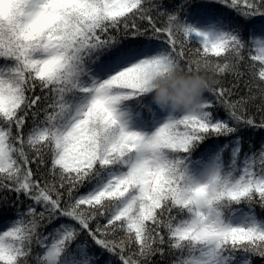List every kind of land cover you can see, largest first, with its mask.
<instances>
[{
	"label": "snow or ice",
	"instance_id": "1",
	"mask_svg": "<svg viewBox=\"0 0 264 264\" xmlns=\"http://www.w3.org/2000/svg\"><path fill=\"white\" fill-rule=\"evenodd\" d=\"M211 2L264 19V0ZM186 6L0 0V191L31 201L0 229V264L264 261V144L239 135L264 129V27ZM177 74L208 85L193 110L153 99Z\"/></svg>",
	"mask_w": 264,
	"mask_h": 264
},
{
	"label": "trees",
	"instance_id": "2",
	"mask_svg": "<svg viewBox=\"0 0 264 264\" xmlns=\"http://www.w3.org/2000/svg\"><path fill=\"white\" fill-rule=\"evenodd\" d=\"M180 0H164L165 6L169 9L173 8L177 3H179ZM198 10H205L212 13L217 14L218 16L222 17L225 22H232V23H238L241 25L244 31V35L247 36L250 29L255 28L257 31L261 29V27H264V19L260 17H256L251 19L250 21H245L243 18L239 17L235 11L224 7L221 4H217L214 2H211V0H187V6L185 8V11L187 12H195ZM247 52H245V56L247 57ZM210 78L213 79H219L221 84L225 87H230L232 83H234V78L231 75H225L223 77H211V74H209ZM246 76L244 79H247ZM255 91V89H253ZM239 93H244V87L243 83H241ZM206 98H210L209 93H205ZM235 98V97H234ZM261 102L259 99H257L254 104L249 105V111L251 114L255 115L257 121H259L262 117H264V113L257 111V105H259ZM219 115L223 117L225 115L223 109H217ZM145 115H147V112L145 111ZM28 127H31V121H29ZM27 131V128L25 129ZM239 135L242 137L243 140V151L244 152H250V151H258L260 149L261 144H264V129L256 130V129H249L245 128L242 129L239 132ZM225 140L221 138L220 141H209L208 143L215 144V143H224ZM251 146V148H250ZM225 157L227 158V153L225 154ZM47 160L48 158L45 157ZM35 167V166H34ZM41 172L47 175V168L42 167ZM86 189L81 188L80 192H84ZM16 202V206L12 207V204ZM31 203V201L27 200L23 196L19 198V202H17V197L14 192H4L0 191V227L4 226L5 224L10 223V221L14 218V214L16 213L17 209L20 212H24L27 210L28 204ZM255 212L260 219H264V209H261L258 205L255 207ZM63 221H57L53 225L48 226L47 228L42 229V231L47 234L48 232H51L53 227H55L58 223H61ZM81 241L87 243L89 245L90 251L99 252V249L92 246V242L86 237L82 236ZM116 239H120V235L118 234ZM73 248L75 249V245H73ZM131 250H135L134 247ZM179 255V253L176 252H167L163 257L160 254H156L151 258V264H173L176 257ZM108 254H105L103 257H101L100 264H104V261L107 260ZM114 259V258H113ZM253 264H264V261L260 260L259 258H253Z\"/></svg>",
	"mask_w": 264,
	"mask_h": 264
},
{
	"label": "clouds",
	"instance_id": "3",
	"mask_svg": "<svg viewBox=\"0 0 264 264\" xmlns=\"http://www.w3.org/2000/svg\"><path fill=\"white\" fill-rule=\"evenodd\" d=\"M153 92L154 101L164 107L177 110H193L198 107L208 85L203 76L195 74H177L176 76L156 82Z\"/></svg>",
	"mask_w": 264,
	"mask_h": 264
},
{
	"label": "rangeland",
	"instance_id": "4",
	"mask_svg": "<svg viewBox=\"0 0 264 264\" xmlns=\"http://www.w3.org/2000/svg\"><path fill=\"white\" fill-rule=\"evenodd\" d=\"M3 227H1L0 229H2Z\"/></svg>",
	"mask_w": 264,
	"mask_h": 264
}]
</instances>
